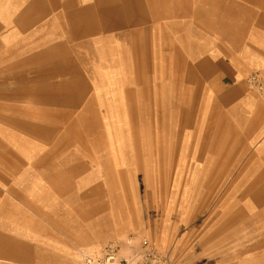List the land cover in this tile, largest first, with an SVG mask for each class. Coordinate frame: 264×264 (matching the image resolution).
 Listing matches in <instances>:
<instances>
[{
	"label": "rangeland",
	"instance_id": "obj_1",
	"mask_svg": "<svg viewBox=\"0 0 264 264\" xmlns=\"http://www.w3.org/2000/svg\"><path fill=\"white\" fill-rule=\"evenodd\" d=\"M236 1L88 0L87 33L73 42L69 77L25 61L0 84V140L13 141L12 148H0V161L13 156L28 173L50 172L46 208L58 205L60 245L73 248L78 264L102 243L126 245L130 237L137 250L147 239L166 264H230V252L231 262L245 264L244 203L253 196L243 192L264 187V180L225 178L211 197L195 192L183 198L186 183L194 176L205 180L214 166L219 176H229V148H211L220 127L213 109L221 106L212 57L231 29ZM27 37L23 49L40 45L39 32L34 43ZM61 41L54 35L51 45ZM254 72L246 77L256 91L248 81ZM119 132L128 140L122 155L110 141ZM19 141L43 157L26 156ZM230 186L236 190L231 196ZM112 203L125 213L121 227L90 238ZM230 203L237 237L229 245ZM44 222L50 223L48 212ZM217 228L221 234L211 238ZM82 229H88L86 242L79 240Z\"/></svg>",
	"mask_w": 264,
	"mask_h": 264
},
{
	"label": "crops",
	"instance_id": "obj_2",
	"mask_svg": "<svg viewBox=\"0 0 264 264\" xmlns=\"http://www.w3.org/2000/svg\"><path fill=\"white\" fill-rule=\"evenodd\" d=\"M235 3V8L230 7L231 15H235L229 22L231 29L222 33L223 41L220 39L214 46L212 57L221 106L213 109V115L220 116V127L219 137L215 136L211 146L229 148L228 178L264 180V92L251 90L246 77L252 70L264 75V0ZM87 19L88 0H0V84L9 83L14 65L22 66L25 61H40V65L55 67L60 76L69 77L68 68L72 64L75 68L77 52L73 42L77 35H86ZM38 32L40 45L23 49L26 37L34 43L33 36ZM54 35L62 38L55 49L51 45ZM33 47L40 50L34 51ZM8 95L3 94L6 99ZM12 143L0 140V148H12ZM25 143H16L22 153L29 158L43 157L39 150L31 152ZM4 158L0 161L4 165L0 166V264H78L76 255H71L73 248L60 245L58 205L53 201L46 208V174L50 172L28 173L22 161L13 156ZM52 176L54 179L55 173ZM247 191L243 195L253 197L252 202L245 199L244 208L246 212L252 209L260 213L261 221L246 218L245 264H264V187ZM229 192L231 196L236 190ZM258 193L262 196L260 202L254 198ZM235 206L229 204V245L237 237L236 216L231 213ZM46 212L52 225L44 222ZM79 240L88 241V229L81 230ZM232 255L230 252L229 262L236 264L231 262Z\"/></svg>",
	"mask_w": 264,
	"mask_h": 264
},
{
	"label": "bare ground",
	"instance_id": "obj_3",
	"mask_svg": "<svg viewBox=\"0 0 264 264\" xmlns=\"http://www.w3.org/2000/svg\"><path fill=\"white\" fill-rule=\"evenodd\" d=\"M110 141L113 145L116 144L114 146L118 147V153L120 155H122L123 154L122 149L123 148L125 149L126 143L128 142L127 136L124 133L119 132L117 134L112 135L110 138ZM187 147H188V144H185L184 148H182V149L186 150ZM211 148L213 149V147H211ZM213 169H214V171L212 172L211 175H209L208 177L204 176L205 180H203V178L201 176L200 177L194 176L193 178H191V180H189L188 183H186V185L184 187L185 188L184 189L185 194L183 195V198L186 199V195H188V197H189L190 195H192L191 193H195V192H200L204 195L207 194L209 197H211V195H215L217 193V189H216V186L218 184L217 180H221V179H225V178L227 179L228 177L219 176L216 173V171H217L216 166H214ZM231 187L232 186H230L227 191H232V192L235 191V188H231ZM243 193H245V192H243ZM261 197L262 196L259 193L254 196V198L256 199V202H260ZM137 202H139V201L137 200ZM228 210H229V206H228ZM246 213H247L246 218L250 219L252 222L254 220H255V222L261 221L260 213H255V212H253L252 209L248 210V212H246ZM124 219H125V213L122 211V209H120L119 207L115 206L114 203H112L111 208L109 209L108 213L104 217V221L103 222L99 221L98 223H96V225L99 226V228L97 229L98 232L93 233L94 234V235L92 234L93 236L90 235V238L91 237L100 238L106 234H111V233L117 231L121 227V224H122ZM229 219H230V216L227 219L228 223H229ZM247 225L248 224H245V226H247ZM260 225H261V223L258 225V229H260ZM167 227L168 226L165 225V229L163 231V236H162L163 239H165V240H166V238L168 236V232H169ZM219 232H218V230H216L215 232L212 231L211 238L219 236V234H221V228H220ZM226 240L229 241V235L227 236ZM219 243H220V240H219Z\"/></svg>",
	"mask_w": 264,
	"mask_h": 264
},
{
	"label": "built area",
	"instance_id": "obj_4",
	"mask_svg": "<svg viewBox=\"0 0 264 264\" xmlns=\"http://www.w3.org/2000/svg\"><path fill=\"white\" fill-rule=\"evenodd\" d=\"M248 81L256 91L264 92V75L254 72ZM133 239L130 237L126 245L120 240L102 243L83 257L82 264H166V255H159V251L147 239L140 242L139 250L134 249Z\"/></svg>",
	"mask_w": 264,
	"mask_h": 264
}]
</instances>
